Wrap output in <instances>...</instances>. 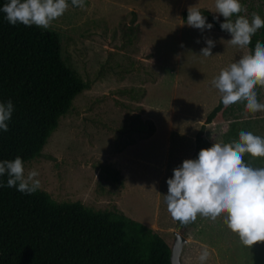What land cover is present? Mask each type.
Masks as SVG:
<instances>
[{"label":"rangeland","instance_id":"rangeland-1","mask_svg":"<svg viewBox=\"0 0 264 264\" xmlns=\"http://www.w3.org/2000/svg\"><path fill=\"white\" fill-rule=\"evenodd\" d=\"M243 1L241 15L263 19L264 0ZM68 2L44 30L58 36L63 62L87 88L41 155L24 165L25 174L36 170L39 189L55 202L120 211L171 247L178 223L164 201L166 181L191 158L202 120L221 98L211 81L249 49L227 43L230 34L213 27L201 32L182 20L190 7L216 13L215 0H85L83 8ZM205 39L215 42L209 58L199 56ZM256 92L264 103V88ZM229 111L227 120L206 126L209 141L232 143L241 131L264 137V112L250 113L245 103ZM144 121L155 126L148 138L136 131ZM243 159L264 167V157ZM182 235L181 264H200L202 251L208 253L204 264H264V242L243 246L222 217L213 222L198 215Z\"/></svg>","mask_w":264,"mask_h":264},{"label":"trees","instance_id":"trees-1","mask_svg":"<svg viewBox=\"0 0 264 264\" xmlns=\"http://www.w3.org/2000/svg\"><path fill=\"white\" fill-rule=\"evenodd\" d=\"M7 3L0 0V102L11 100L14 111L8 131L0 130V162L19 156L25 165L41 155L87 84L63 62L54 32L7 22L2 11ZM240 3L244 5L243 0ZM200 12L206 23L222 31L224 20L213 19L217 13ZM187 14L188 10L182 11L183 21ZM257 41L264 44V27L252 37L249 53ZM229 110L219 98L204 116L190 159L212 146L205 128L227 120ZM136 131H147L148 138L155 126L151 121L140 122ZM106 172L118 176L116 171ZM7 179L6 174L0 176V264H170V246L164 239L120 211H94L79 201L58 203L40 189L31 195L21 193L7 187ZM177 223L185 234L188 224Z\"/></svg>","mask_w":264,"mask_h":264},{"label":"clouds","instance_id":"clouds-1","mask_svg":"<svg viewBox=\"0 0 264 264\" xmlns=\"http://www.w3.org/2000/svg\"><path fill=\"white\" fill-rule=\"evenodd\" d=\"M84 4L85 0H71L73 7L83 8ZM68 8V0H9L2 11L10 25L48 29ZM215 9L224 18L220 29L230 34L227 43L233 46L247 48L256 32L264 27V19L255 12L251 21L239 15L247 12L240 0H215ZM233 16L237 17L235 21ZM186 24L201 32L213 27L196 6L188 9ZM205 44L199 56L212 57L215 42L205 39ZM211 85L220 93L224 106L245 103L250 113L264 112V103L258 102L256 92L257 87L264 88V44L257 41L254 51L222 69ZM13 111L11 100L0 102V130L8 131ZM245 154L264 157V137L241 131L238 141L213 143L210 148L201 149L196 159L184 160L173 169L172 177L166 181L167 194L163 195L172 219L187 225L198 215L213 222L222 217L243 246L250 248L264 242V167L245 163ZM5 174L6 186L16 187L21 193L31 195L40 188L36 179L39 173L33 169L25 174L24 161L19 156L0 162V176ZM198 259L204 264L207 251H202Z\"/></svg>","mask_w":264,"mask_h":264},{"label":"water","instance_id":"water-1","mask_svg":"<svg viewBox=\"0 0 264 264\" xmlns=\"http://www.w3.org/2000/svg\"><path fill=\"white\" fill-rule=\"evenodd\" d=\"M174 241L170 247V264H181L180 257L184 245L187 243V239L181 234L180 227L178 231L174 233Z\"/></svg>","mask_w":264,"mask_h":264}]
</instances>
